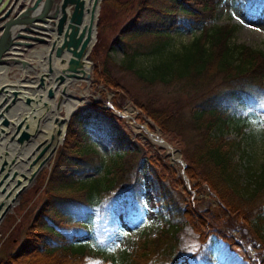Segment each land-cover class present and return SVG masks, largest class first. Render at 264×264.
I'll list each match as a JSON object with an SVG mask.
<instances>
[{"label":"trees","instance_id":"trees-1","mask_svg":"<svg viewBox=\"0 0 264 264\" xmlns=\"http://www.w3.org/2000/svg\"><path fill=\"white\" fill-rule=\"evenodd\" d=\"M134 1L101 0L98 27L103 18L107 23L109 17L116 19L126 11H134L112 40L122 48L119 69L133 73L146 86L176 85L178 91L194 95V108L185 120L197 132V138L183 155V173L191 189L202 184L214 194L223 214H205L186 204L175 182L167 176L170 170L161 164V171L149 157L148 181L161 224L155 234L140 238L120 264L177 263L181 233L186 227L200 242L206 238L205 230H213L221 243V264H264L257 255L249 257L225 226L229 219L224 217L226 213L235 216L238 225L251 236L248 241L255 252H264V215L254 212L249 217L252 209L258 211L264 204V160L252 168L248 159L244 173L240 172L243 157L240 154L234 159L239 142L226 139L220 130L241 119L236 128L241 131L250 115L257 123L264 122V52L230 43L235 24L205 23L214 17L223 0H137L133 5ZM230 3L248 16H264V0ZM142 17L149 23L140 25ZM174 25L196 27L198 33L187 44L173 47L169 31ZM142 56H147V64L138 63ZM108 57L99 70L94 68L93 80L117 90L120 85L109 71ZM134 103L163 131L178 133L186 129L177 118L180 108L157 106L152 99ZM111 116L108 108L99 107L96 101L73 113L48 173L43 201L25 228L20 247L0 257V264H119L116 255L108 253L106 242L118 225V214L130 224L139 216L135 166L145 153ZM75 122L80 127L92 124L111 147L112 154L106 161L93 149L82 145L77 149L83 133L80 127L75 128ZM91 172L96 173L87 175ZM96 209L109 213L107 240L92 248L87 237L92 233L89 222Z\"/></svg>","mask_w":264,"mask_h":264},{"label":"rangeland","instance_id":"rangeland-1","mask_svg":"<svg viewBox=\"0 0 264 264\" xmlns=\"http://www.w3.org/2000/svg\"><path fill=\"white\" fill-rule=\"evenodd\" d=\"M136 4L137 0L133 2V5ZM192 4L194 5V2ZM133 12L126 11L118 15L116 19L109 17L107 23L106 19L103 18L99 27L97 21L96 41L89 53L91 77L89 100L74 111L76 112L78 109L88 106L91 101H96L99 107L108 108L116 124L144 148L145 157L141 158L135 166L140 209L139 216H136L134 223H127L121 214H118V225L113 235L106 242L105 230L108 229L109 213L99 212L96 209L89 222L92 227V233L87 237L90 246L96 248L98 244L106 242L108 253L116 255L119 264L133 252L140 238L152 236L161 224L156 212L155 199L148 181L149 171L147 164L149 157L157 164L161 171L164 168L160 167L161 164L170 170L167 176L175 182V188L183 195L186 204H190L191 207L197 210L205 211V214H223L214 194L202 184L196 189H191L189 182L186 184L184 181V173L181 171L186 165L183 155L186 154V149L190 148V145L197 138V132H193L190 129V123H187V120H185L194 108L196 102L193 100L194 95L191 92L178 91L176 85L167 87L159 85L146 86L138 81L133 73L121 71L118 67V63L123 54L122 48L120 43L116 41L112 42V40L119 34L121 27L129 22ZM99 13L98 20L100 18ZM147 23H149V19L142 17L140 25H146ZM205 23L207 25L235 24L236 29L229 39L230 43L244 44L252 49L264 52V16H248L242 8L230 3V0H223L217 6L214 17L206 19ZM169 32L171 35V45L173 47H180L181 45L187 44L198 33V29L196 27L185 29L179 25H174ZM93 48H95V53L92 52ZM38 54L39 52H36L34 56L37 57ZM106 55L109 56V71L118 81L120 89L113 90L101 82H94L93 80L94 68L97 67L99 70L102 67V61ZM147 62V56H142L138 61L141 65L147 64ZM85 85L86 83L82 82L81 87ZM150 99L157 106L166 105L174 109L180 108V116L177 118H180L186 129L174 133L172 131H163L159 128L134 103V100L143 102ZM109 104V107H105ZM115 104L118 108L115 107ZM114 111H118L124 116H118L113 113ZM72 115L66 121V131L70 127L69 124ZM252 119L253 116L250 115L248 123L241 131L236 130L238 125L243 122L241 119L236 120L238 124L236 121H231L227 125L225 124L220 127L226 139L239 142V150L236 151L234 159L236 160L240 154L242 155L243 159L240 161V172L243 173L248 159L250 160L248 165L252 168H256L264 160V122L257 123ZM144 120H148L147 129L149 132H155L158 136L160 135L159 137L165 143L179 150L184 163L183 167L178 164L179 162H177L176 157L172 158L169 153H166V148L154 144L145 137L144 129L142 128V125L145 123ZM80 125L75 122L74 126L75 128H79ZM91 125L90 123H83L80 129H78L83 135L81 136L82 140L80 139L81 144L77 145V149L80 145L93 149L101 160L104 159L106 161L112 154V149L102 141ZM61 144L58 145L56 151L48 159V164L42 167L36 173L31 183L19 192L17 198L12 201L8 211L0 220V257L16 251L20 247L24 239V230L43 201L45 182ZM10 166H13L12 162H10ZM95 173L91 172L87 175H95ZM172 181L170 183L173 185ZM190 210L194 212L193 209L190 208ZM254 212H259L264 215V204L258 211L257 209H252V212L249 213L250 218L253 217ZM224 217L229 219L226 221L225 226L228 227L230 233L241 243L249 257L253 258V256L257 255L258 259L261 258L263 260L264 252H255L252 243L248 241V237L251 236L247 233V229L238 225V220L235 216L226 213ZM216 224L218 225L219 223ZM218 226L221 227L223 225L220 224ZM205 232L206 238L203 242H200L196 233L191 228H185L181 233L177 263L174 264H221L222 258L219 255L221 243L215 238V233L212 229H207ZM116 245L119 246L117 247Z\"/></svg>","mask_w":264,"mask_h":264},{"label":"water","instance_id":"water-1","mask_svg":"<svg viewBox=\"0 0 264 264\" xmlns=\"http://www.w3.org/2000/svg\"><path fill=\"white\" fill-rule=\"evenodd\" d=\"M100 1L0 0V69L3 71L6 64L13 62L24 73H20L12 82L0 85V139L7 136L9 141L17 143L28 139L27 125L22 128V113L25 105L34 101L33 95L37 92H42L39 96L44 92L43 96L52 98L54 88L65 80L90 77L82 67L84 61L89 62V53L96 41ZM86 13H89L88 19H85ZM35 42L42 45L33 48ZM26 48H32L31 56L36 49L42 50L44 55L36 59L35 64H30L22 56ZM113 113L124 116L118 111ZM63 140L64 136L61 143ZM56 146L55 142L43 145L30 164L40 159L37 169L45 165L56 151ZM172 149L180 154L178 149ZM179 162L183 167L182 159ZM9 167L6 152L0 153V186L16 174L15 170L10 173ZM183 178L188 184L185 175Z\"/></svg>","mask_w":264,"mask_h":264},{"label":"bare ground","instance_id":"bare-ground-1","mask_svg":"<svg viewBox=\"0 0 264 264\" xmlns=\"http://www.w3.org/2000/svg\"><path fill=\"white\" fill-rule=\"evenodd\" d=\"M88 16L89 13H86L85 19H88ZM36 52H39L37 57L35 56L36 59H40L41 56L44 55V52L42 54V50L40 49H36ZM82 68L85 74L88 73V75H90V63L88 61H84ZM21 73L24 74L23 71H21ZM15 77L17 76L9 78L4 71H1L0 85L5 82H12ZM82 82L86 83L84 87H81ZM90 82L91 77L65 80L62 85L54 88V96L52 98L43 96L44 92L39 96L38 94L42 92H37L33 95L34 101L29 105H25L22 113V128L25 124L27 125L26 130L29 132L28 139L24 140L22 143H17L14 140L9 141L7 136L0 139V153L3 154L6 152L9 166L10 162L13 163V166L9 167V172L11 173L12 170L16 171V174L12 178L9 177L0 186V216H4L8 211L12 201L17 198L19 194L18 191L29 185L36 173L48 164L47 161L45 165L37 169L40 159L35 160L33 164H30V161L46 143L55 142L57 143L56 147L61 144L63 136L67 133L66 121L71 112L75 111L89 100ZM148 120H144L145 123L142 125L145 137L154 144L166 148V153H169L172 158L176 157L177 162L181 161L180 154L175 152L170 145L168 146V144L159 137L160 135L158 136L155 132L148 131ZM46 152L47 151L44 152L42 157L45 156ZM5 167L8 166L6 165Z\"/></svg>","mask_w":264,"mask_h":264},{"label":"crops","instance_id":"crops-1","mask_svg":"<svg viewBox=\"0 0 264 264\" xmlns=\"http://www.w3.org/2000/svg\"><path fill=\"white\" fill-rule=\"evenodd\" d=\"M42 44L41 43H38V42H35L33 44V48L37 47L39 48ZM32 48H26L22 51V56L23 58H25L27 61H29V63L31 64H34V61L36 60L35 56H31L29 55L30 51H31ZM28 54V55H27ZM42 54H43V51H42ZM27 56V57H26ZM32 59V60H31ZM1 69H0V73H1ZM5 72V74L9 77V78H12V76H18L21 71L20 69H18L16 67V64L13 63V62H10L9 64H6V67L5 69L3 70Z\"/></svg>","mask_w":264,"mask_h":264},{"label":"snow or ice","instance_id":"snow-or-ice-1","mask_svg":"<svg viewBox=\"0 0 264 264\" xmlns=\"http://www.w3.org/2000/svg\"><path fill=\"white\" fill-rule=\"evenodd\" d=\"M117 247L119 246V245H116Z\"/></svg>","mask_w":264,"mask_h":264}]
</instances>
